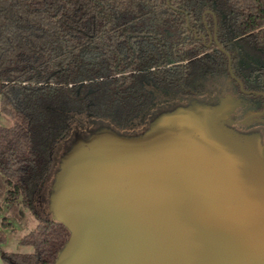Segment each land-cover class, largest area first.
Segmentation results:
<instances>
[{"label":"trees","instance_id":"16d2710c","mask_svg":"<svg viewBox=\"0 0 264 264\" xmlns=\"http://www.w3.org/2000/svg\"><path fill=\"white\" fill-rule=\"evenodd\" d=\"M214 27L209 47L194 36ZM228 56L242 81L264 69V0H0L6 202L33 210L73 117L131 135L159 96L195 95L209 77H228ZM36 218L20 240L32 252L5 253L4 264H54L69 231ZM8 226L0 221V243Z\"/></svg>","mask_w":264,"mask_h":264},{"label":"water","instance_id":"95a60500","mask_svg":"<svg viewBox=\"0 0 264 264\" xmlns=\"http://www.w3.org/2000/svg\"><path fill=\"white\" fill-rule=\"evenodd\" d=\"M234 103L77 141L61 165L70 235L54 264H264V145L225 126Z\"/></svg>","mask_w":264,"mask_h":264},{"label":"rangeland","instance_id":"374dc122","mask_svg":"<svg viewBox=\"0 0 264 264\" xmlns=\"http://www.w3.org/2000/svg\"><path fill=\"white\" fill-rule=\"evenodd\" d=\"M211 83H214V81L208 82V84ZM165 99H168L167 96L158 97L159 102H163ZM163 107H165V104ZM163 107L158 104V102H155L146 112V116H149L150 119L153 120L164 113L161 112ZM76 118L77 117L72 118L68 131L58 140L57 144L52 149V164L35 195L33 210L23 207L19 201L13 204H8L6 202V187L0 176V221L6 219L9 224L7 228L2 229L6 241L0 243V264H4L1 258L5 253L26 254L32 252V248L20 244V240L37 225L38 220L36 215L64 224L66 221L65 208L62 202L64 178L61 174V165L65 155L70 152L77 141L86 140L92 131H96L100 128H110L114 130L108 122L102 119L89 118L90 123H82ZM146 122H148V119H146ZM9 124V118L0 112V125ZM66 229L69 231L68 227H66Z\"/></svg>","mask_w":264,"mask_h":264},{"label":"flooded vegetation","instance_id":"af4514ba","mask_svg":"<svg viewBox=\"0 0 264 264\" xmlns=\"http://www.w3.org/2000/svg\"><path fill=\"white\" fill-rule=\"evenodd\" d=\"M204 16V15H203ZM206 27V26H205ZM202 39L203 44L207 47L216 42V29L214 27L213 34L207 30V37L203 34L197 36ZM220 48V46L217 44ZM231 69V73H230ZM256 72V73H255ZM228 73L229 76H211L202 84V89L195 95L180 96L177 94H169L168 99L159 102L165 104L161 112H169L178 107H186L191 103H198L208 106L218 105L223 100L229 99L235 102L229 118L225 122V126L240 134H255L260 138V142L264 145V69L256 68L252 75H248L244 81L234 77L231 68V59L228 56ZM214 83L208 84V82ZM160 112V113H161ZM148 119V122H146ZM144 126L132 130L131 135L119 133L123 135L136 136L145 132L149 123L152 121L146 116ZM115 131V130H114ZM118 133V132H117Z\"/></svg>","mask_w":264,"mask_h":264}]
</instances>
